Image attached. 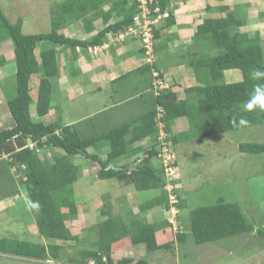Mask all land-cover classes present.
<instances>
[{
	"label": "trees",
	"instance_id": "16d2710c",
	"mask_svg": "<svg viewBox=\"0 0 264 264\" xmlns=\"http://www.w3.org/2000/svg\"><path fill=\"white\" fill-rule=\"evenodd\" d=\"M49 1L47 21L50 31L39 34H24L22 18L12 23L0 7V43H11V50L0 55V68L10 63L15 65L12 79L4 84L12 125L0 130V203L15 196H19V205L29 203L37 230L46 240L33 243L0 238V258L51 260L62 264H150L146 259L132 257L115 261L112 254L125 246L126 239L127 245H144L145 253L149 255L170 249L175 241L179 245L187 243L188 235L196 245L254 232L264 237L263 230L247 219L238 203L227 202L224 198L211 206L193 209L185 224L180 193L172 190L177 200L170 204V193L165 189L176 181L166 177L164 148L169 152L172 145L173 151H177L178 145L183 147L200 138L264 125V111H243L254 87L264 84V78H250L252 71H264L263 37L259 31L252 34L241 31L249 22L245 15L238 13V7H218L217 14L198 27L193 44L182 47L177 53L179 63L189 58L187 67H192L200 85L186 89L187 95L180 97L172 85L167 89H155L152 69L161 77L165 71L158 69L156 63H145L143 68L150 71L152 80L149 91L141 97L149 98L150 103L144 106L143 112L117 117L131 119L112 126L114 119L108 118L104 111L72 124H62L68 117L62 115L61 95L52 87L51 80L64 74L63 54L67 51L76 53L78 47L81 51L86 50L88 46L106 42L108 35L117 37L121 33L125 36L122 42L139 43L140 35L132 32L139 28L133 20L138 13L136 2ZM160 8L167 10L168 0H161ZM206 8L211 9L209 3ZM260 14L264 18V12ZM172 15L165 20L166 26L173 24ZM70 29L74 30L75 36H71ZM96 29L93 39L83 38ZM160 30L153 28L156 41ZM171 40L169 36L164 39L166 42ZM34 45L38 46V60L33 54ZM59 47L61 49L57 51ZM211 50L216 51L215 55H211ZM139 54L144 59V48H139ZM153 54L157 61L156 44ZM35 80L38 88L33 102L30 93ZM51 111L57 115L52 117ZM46 118L48 122H45ZM241 118L248 123L240 125ZM176 120L182 126L180 133L174 132ZM28 143L34 144L32 149L27 147ZM237 148L242 154H264V143H239ZM48 152L51 153L47 156ZM3 154L8 156L3 157ZM77 157L83 162L76 164ZM89 162L94 163L96 169L87 174L84 166ZM81 180L95 183L112 180L116 188L132 187L136 193L155 192V195L139 202L136 212L128 207L111 216L108 192L102 198L100 194L95 197L88 196L87 191L82 192V197H86L84 201H92L94 211L109 217L97 227L94 224L85 229L81 236L71 229L80 216L77 205L80 194H76L75 189L85 188L80 185ZM34 204L38 207H33ZM171 207L177 210L175 220L179 223V218L184 227L179 225L174 233L175 241L158 243L160 235L165 234L160 231L166 228L167 232L172 231L166 216ZM152 209L161 212L156 213L155 222L148 223L144 217ZM70 241H92L93 246L82 245L75 257H69L65 256V245ZM120 242L121 246L117 247Z\"/></svg>",
	"mask_w": 264,
	"mask_h": 264
},
{
	"label": "rangeland",
	"instance_id": "374dc122",
	"mask_svg": "<svg viewBox=\"0 0 264 264\" xmlns=\"http://www.w3.org/2000/svg\"><path fill=\"white\" fill-rule=\"evenodd\" d=\"M191 1L194 3V6L199 5V8L197 10L195 9L198 13H195L198 14L199 17H203V19L209 17V15L212 16L217 14L216 10L220 6L229 5L230 7H238V13L245 15L249 22V25L242 27L241 31L250 34L259 31L263 37L261 45L264 55V18L260 16V13L264 12V0ZM49 3V0H0V7L12 23L15 22L17 18H22V32L30 35L50 31L49 22L47 21ZM208 3L211 9L206 8L205 4ZM248 6L250 8L246 11ZM175 7L177 9V13H175L176 23L186 22L189 24L191 22L190 16L184 15L185 11L189 9L187 0H177ZM173 28H177L176 25H174ZM73 31L74 30L70 29L69 33L71 36H75ZM187 31L190 30L187 29ZM84 37L83 35V38ZM193 37H195V33ZM193 37L189 38V45L193 44ZM10 50V42L0 43V55L8 53ZM215 52V50L210 51L212 56L215 55ZM33 54L38 60L40 54L37 45H34ZM169 71L168 74H165L167 79L165 80L164 86L166 85L170 88L173 82L172 77H174V72L172 69ZM32 73L36 74V72ZM188 73H190V71L187 72V75ZM134 79L135 76L131 75L126 81H133ZM187 79H189V81H185L186 79L180 81V86L182 88L187 86L186 89H188L189 85L192 83V77H188ZM137 87L139 86L128 87L126 91L127 94L133 93ZM37 88L38 83L35 80L32 86V92L30 93L33 102L37 97ZM115 88L117 89L118 85L115 84ZM184 94L187 95L186 92H184ZM116 95L119 97V94ZM68 97H71V93L62 97L61 101H65ZM97 97V102L95 104L92 101L91 95L81 97L80 103L76 101L72 103L63 102L60 104L63 117L66 118L67 116H71L69 119H64V122L77 119L81 116L91 115L95 109L100 108L103 104V100L100 98L101 96L99 95ZM32 107H34V103H32ZM1 108L4 110L2 112L0 111V130L10 128L12 125L9 109L7 106L5 108V105ZM120 109L123 110V115L125 117H130L132 114L140 112L139 104L133 103L124 105L120 107ZM2 114L4 116H2ZM49 115L55 117L57 113L51 111ZM128 119L130 120L131 118H126L124 120ZM124 120L117 118L115 121L114 119V124H112V126H116ZM48 121L49 120L46 118L45 122ZM251 142L259 144L264 143V125L246 128L225 135H216L209 138L204 137L190 141L188 144L183 145V147L181 145L176 147L179 153L177 163L180 171L175 173L176 177L179 179V184L174 186V188L180 193L178 195L181 196L184 202L182 213L184 214V221L193 209L211 206L215 204L219 198H224L227 202L238 203L247 219L253 223L256 228L259 227L264 232V154H242L237 148L239 143ZM49 153L51 152H48L46 155L48 156ZM103 153V158H105V152ZM82 162L83 160L81 157L75 158L76 164ZM84 169L86 170L85 173H91V171L94 172V169H96V165L89 162L87 166H84ZM80 183L81 186H85L81 191H79L81 188H79V190L75 189V193L80 194L77 200L80 216L77 219L78 221L76 220L74 224L75 227L73 225L71 229L73 232L78 231V234L82 236V233L84 235L85 229H89L90 226L92 227L94 224L97 227L98 224L103 223L109 217L101 216L99 211H94L91 208L92 201L90 199L84 201L86 197L85 195L82 197V192L87 191L88 196L95 195V197L100 194L99 196L101 198L108 192L110 195V203L113 204L115 201H119V197L117 196L118 193L114 191L116 190V186H114L116 184L112 180L102 182L96 181V183L91 180L88 182L81 180ZM128 188L129 187H127V189L120 188V190L122 193H126L127 191L130 192L128 195L129 200H126V203L122 202V205L116 204V202L114 206L110 208L111 216L116 215V212L124 206L133 207V211L136 212L139 202L146 201L149 199V196L155 195V192H137L136 194L135 191ZM167 189L170 190L171 187H167ZM137 195H139L140 198ZM17 200V196H15L0 203V238L27 240L33 243L46 241L37 230V225L34 220L35 217L31 212V207L28 206L29 203L25 202V205L21 206L17 203ZM171 211L169 212L170 215L165 212L168 219L174 223L175 227L179 228V225L180 227H184V222L180 224L179 218V223L174 220V210L172 211L173 214H171ZM144 219H146L148 223L155 222L157 220L155 211L150 210V212L145 215ZM158 219L159 222L162 221L161 215ZM187 222L188 221H185V224ZM167 230L168 228H166L165 231H160L162 233L165 232V234L160 235L158 243L167 242L172 238L175 233L174 230L172 229V231L168 232ZM172 239L175 241L174 238ZM127 240L124 246L125 249L119 250L118 248L113 252L112 257L115 261L123 257H132L134 259H146L150 264H264V237H259L255 232L239 234L202 245H196L192 236L188 235L187 243L179 245L175 241V244L170 245V249L160 250L149 255H146L144 245H127ZM80 247H82L80 243L73 241L68 242L65 245V256L75 257L76 251ZM10 259L14 264H62L60 262L54 263L51 260L46 262H35L30 259L25 260L16 257H10ZM64 264L70 263L66 262Z\"/></svg>",
	"mask_w": 264,
	"mask_h": 264
},
{
	"label": "crops",
	"instance_id": "0c3cea01",
	"mask_svg": "<svg viewBox=\"0 0 264 264\" xmlns=\"http://www.w3.org/2000/svg\"><path fill=\"white\" fill-rule=\"evenodd\" d=\"M173 1L176 6L177 0ZM187 4L189 5V9L185 11L184 15H189L191 22L189 24L186 22L177 24L175 20L174 25H176L177 28H173L174 26L167 29L162 28L159 33L160 35L157 38L158 41L156 42V66L158 69L164 70V74H168L170 72L169 70L171 69L173 70L174 77H172L173 82L171 83V85L175 87V91L178 97L184 95L187 87L186 86L182 88L180 86V81H183L184 79H186L185 81H189V79L187 78L192 77V83L189 85V88L200 84L195 80V74L192 67H187V63L190 62L189 58L187 60H184L183 63H179L177 60V53L182 49V47L190 44L188 40L189 38L193 37V34L196 33L198 27L202 25L206 19L213 17V15H209V17L204 19L203 17H199L198 14H196L198 13V11H195V9L197 10L199 8V5L194 6V3H192L191 0H187ZM205 5L207 6V4ZM174 13H177L176 7L174 9ZM187 29H189L190 31H187ZM87 36L88 34L85 36V38ZM166 36L172 37V40L167 42L164 41ZM139 47L140 45L138 42L128 40L113 47L111 46V49H109L106 54L100 55L99 57H92L87 53H81V55H79L78 53L67 51L65 54H63V64H65H62V66H64L65 69L64 74L51 80L52 87H54L55 90L61 95L59 98L60 104H62L63 102L72 103L76 101L80 103V98L85 95H91L92 101L95 104L97 102V96L100 95V98L103 100V104L100 108L95 109V111L91 115L104 111L103 113L109 115L108 118L112 117L113 119H117V117L123 115V110H121L120 107L132 103L139 104L140 112H143L145 109L144 106H146V104H149L151 100L146 97L142 98L141 96L145 92L149 91V85L152 77L150 71L146 68L144 70L143 68L145 63L143 57L141 56V54H139ZM188 71H190V73H188L189 76L187 75ZM14 73V63L7 64L4 67L0 68L1 112L4 110L1 107L5 105L6 108L7 106L8 95L5 93L4 84L10 82V79H12ZM131 75H134L135 79L133 81H126ZM115 84L118 85L117 89L115 88ZM135 86L139 87L135 88L133 93L127 94L126 91L128 90V87ZM70 93L71 97L66 98L65 101H61L62 97H65V95ZM116 94H119V97H117ZM2 116L4 115L2 114ZM88 116L90 115L81 116L80 118L66 122L72 124ZM67 117L70 118L71 116ZM66 122L63 123L67 124ZM181 131L182 126L179 120H176L174 125V132L180 133ZM174 152L177 156V159H179V153L177 151ZM120 188L121 187L114 190L118 193L117 196L119 197V201H115L114 204L117 202L116 204L122 205V202L126 203L129 200L128 195L130 194V192H123V196ZM124 189H127V187H124ZM128 189L131 190L132 187H129ZM114 204L112 203V206H114ZM123 208L128 207L124 206ZM123 208H120L118 211L124 210ZM129 208L132 209L133 207ZM152 210L155 211V214L161 212L160 210ZM172 238H174V234ZM126 240L123 242L124 244ZM80 244L85 246H93L92 241H82ZM119 246H121V242L119 245H117V247ZM121 247H123L122 249H125L124 246ZM0 260H2L0 261L1 264H14L8 256H1Z\"/></svg>",
	"mask_w": 264,
	"mask_h": 264
},
{
	"label": "clouds",
	"instance_id": "9594fccd",
	"mask_svg": "<svg viewBox=\"0 0 264 264\" xmlns=\"http://www.w3.org/2000/svg\"><path fill=\"white\" fill-rule=\"evenodd\" d=\"M137 4V10H138V13L137 15H135L133 17V20L135 22V24L140 28L144 27L147 23L149 22L148 24V27L150 28V31H151V35H152V52H151V56L152 58L149 60L148 59V55L146 54V49L144 48V51H145V57H144V63H149V64H153V63H156V58L153 54V50H154V45L156 44V40H154L153 38V28L154 27H157V28H172L174 26V23H175V13H174V9H175V3L173 0H168V8L167 10H164V11H161V8H160V1L161 0H134ZM207 7V6H206ZM173 14V18H174V21H173V24L170 25V26H166V19L169 17V14ZM215 16V15H214ZM23 26V25H22ZM160 30V31H161ZM97 29L93 32V33H90L88 34V36L85 38V40H89V39H93L96 34H97ZM134 30H132L133 32ZM159 31V32H160ZM135 32V31H134ZM124 34H120L118 35L117 37H113L112 35H108L107 38L108 40L106 42H104L103 44L101 45H95V46H88L86 50H80V48H76V53H78L79 55H81V53H87L88 55L92 56V57H99L100 55H103V54H106L111 45L112 47L119 44V43H122V38H124ZM194 38V37H193ZM140 39V42H139V45L140 47L139 48H143V42ZM194 41V40H193ZM61 47L57 48L56 50H60ZM152 77H153V86L154 88L156 89L157 88V85H156V79L159 78V79H163L164 80V83H165V80L167 79L165 74H163V77L159 76V73L155 70L152 69ZM250 78L253 79V80H257V79H261V78H264V71H260V70H255V71H252L250 73ZM169 87V86H168ZM166 86L165 89L168 88ZM256 109H259L261 111H264V84H257L255 87H254V91H253V94L251 95L250 99L243 105V111H253V110H256ZM248 122L247 120L241 118L239 120V124L240 125H246ZM62 124H64L62 122ZM163 136V135H162ZM34 146V144L32 143H28L27 144V147L32 149ZM166 149V148H165ZM167 150V149H166ZM167 154L171 155L172 157L168 160V162L166 163V159H165V163H166V177H168V180H173V181H176V183L174 185H167L165 187V189H167V187H171L169 191V200H170V204L176 202V196L175 194H172V190L175 189L174 186H176L177 184H179L178 182V178L176 177L175 173L177 171H180V169H178V163L175 165L174 163L177 162V156L175 154V152L173 151V147L172 145H170V148H169V152L166 151ZM166 152L164 153L163 151V156L168 157L166 155ZM4 156L3 157H6L7 154H3ZM8 156V155H7ZM2 158V156L0 157V159ZM19 198V196H17V199ZM33 207H38V205L34 204ZM173 211L174 210V220L176 219L177 217V210L173 207H171V209L169 210L170 211ZM171 211V214H173ZM168 212V214L170 215V213ZM168 218V217H167ZM168 221L171 223L172 225V229L174 230V232L176 233L178 228L175 227L174 223L171 222L169 219ZM176 221V220H175ZM89 264H93V262H90Z\"/></svg>",
	"mask_w": 264,
	"mask_h": 264
},
{
	"label": "built area",
	"instance_id": "2783aa9c",
	"mask_svg": "<svg viewBox=\"0 0 264 264\" xmlns=\"http://www.w3.org/2000/svg\"><path fill=\"white\" fill-rule=\"evenodd\" d=\"M148 24L149 22L146 24H144L145 26L142 27V28H138L135 31V33L137 35H140V38L143 42V48L146 49V54L148 55V59L150 60L152 58V54H151V50H152V35H151V31H150V28L148 27ZM133 31V32H134ZM156 85H157V89H165L166 88V85L164 86V80L163 79H159L157 78L156 79ZM164 153L167 151L165 148L163 149ZM166 155L168 157H166V163L168 162V160L172 157L171 155L167 154L166 152Z\"/></svg>",
	"mask_w": 264,
	"mask_h": 264
}]
</instances>
